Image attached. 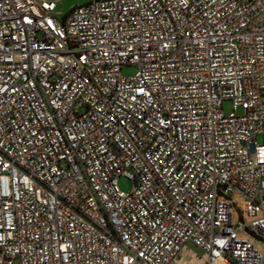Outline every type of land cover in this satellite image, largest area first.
<instances>
[{"label": "built area", "instance_id": "built-area-1", "mask_svg": "<svg viewBox=\"0 0 264 264\" xmlns=\"http://www.w3.org/2000/svg\"><path fill=\"white\" fill-rule=\"evenodd\" d=\"M63 1L0 0V264H264V0Z\"/></svg>", "mask_w": 264, "mask_h": 264}, {"label": "rangeland", "instance_id": "rangeland-1", "mask_svg": "<svg viewBox=\"0 0 264 264\" xmlns=\"http://www.w3.org/2000/svg\"><path fill=\"white\" fill-rule=\"evenodd\" d=\"M84 3H85V0H64L63 2L60 3V10H62L63 12H66L74 6H79V5H82ZM137 72H138V69L135 66H127V67L122 69V74L124 77L133 76ZM224 111L226 114H229L232 111V106H231L230 101H226L224 103ZM257 141L259 144H263L264 143V134L259 135L257 138ZM117 185L119 187V190L121 192H124V193L131 192V190L133 188L132 181L129 180L128 178L124 177V176L118 177ZM188 247H189V249L194 251L197 255H199V256L202 255V252L200 250H198L196 247H194L193 245L190 244ZM13 264H17V262H15Z\"/></svg>", "mask_w": 264, "mask_h": 264}, {"label": "bare ground", "instance_id": "bare-ground-1", "mask_svg": "<svg viewBox=\"0 0 264 264\" xmlns=\"http://www.w3.org/2000/svg\"><path fill=\"white\" fill-rule=\"evenodd\" d=\"M197 263H198V260H197Z\"/></svg>", "mask_w": 264, "mask_h": 264}]
</instances>
